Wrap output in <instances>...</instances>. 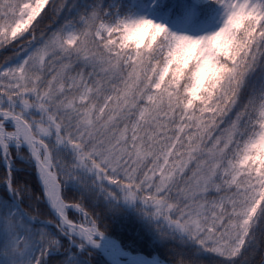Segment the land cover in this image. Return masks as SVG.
Instances as JSON below:
<instances>
[{
  "label": "snow or ice",
  "instance_id": "snow-or-ice-1",
  "mask_svg": "<svg viewBox=\"0 0 264 264\" xmlns=\"http://www.w3.org/2000/svg\"><path fill=\"white\" fill-rule=\"evenodd\" d=\"M9 46L0 264H90L101 248L163 264L109 240L93 201L172 244L171 264H264V0H0Z\"/></svg>",
  "mask_w": 264,
  "mask_h": 264
},
{
  "label": "trees",
  "instance_id": "trees-1",
  "mask_svg": "<svg viewBox=\"0 0 264 264\" xmlns=\"http://www.w3.org/2000/svg\"><path fill=\"white\" fill-rule=\"evenodd\" d=\"M171 1V2H170ZM170 4H179L182 0H170ZM39 35V33H37ZM13 48L9 46L6 49H0V65L3 64L5 59L11 57ZM5 170L0 166V176H3ZM15 178L23 184L29 186L30 192L35 195H40V186L38 184L36 175L31 168L17 164L15 166ZM5 188L0 184V198L5 196ZM71 199L72 197L69 196ZM30 203L34 211L38 213V219L46 221L51 218L50 211L45 205L43 200L39 201H26ZM90 211H94L97 215L100 230L105 233L107 237L113 238L122 247L123 250L130 253H140L148 257L152 255L158 256L160 259L171 263L172 256L176 249L172 244H166L159 241H154L149 234L145 232L143 227L137 222L134 215L123 212L119 216L109 215L103 208L102 203L99 205L93 201L89 205ZM70 217L75 219L73 213H69ZM259 254L254 257L256 264L259 262ZM90 264H109L104 257L94 250L90 257ZM198 264H223L222 258L216 257L212 254H204Z\"/></svg>",
  "mask_w": 264,
  "mask_h": 264
},
{
  "label": "water",
  "instance_id": "water-1",
  "mask_svg": "<svg viewBox=\"0 0 264 264\" xmlns=\"http://www.w3.org/2000/svg\"><path fill=\"white\" fill-rule=\"evenodd\" d=\"M49 209V208H48ZM50 210V209H49ZM51 211V210H50ZM108 239L109 240H111V241H114L119 247H120V245H119V243L116 241V240H114V239H112V238H109L108 237ZM121 248V247H120ZM122 249V248H121ZM97 251H99V252H101L105 257H107L108 258V261L110 262V259H109V257L108 256H106V254H105V252H104V250L101 248V249H97ZM124 251V250H123ZM124 253L125 254H127V255H130V256H132V257H136V256H139V257H141V258H143V259H145V260H148V261H154L155 260V256H152V257H147V256H145V255H143V254H140V253H138V254H132V253H128V252H125L124 251ZM158 261L159 262H163V264H169V263H166V262H164V261H161V260H159L158 259ZM111 263V262H110Z\"/></svg>",
  "mask_w": 264,
  "mask_h": 264
},
{
  "label": "rangeland",
  "instance_id": "rangeland-1",
  "mask_svg": "<svg viewBox=\"0 0 264 264\" xmlns=\"http://www.w3.org/2000/svg\"><path fill=\"white\" fill-rule=\"evenodd\" d=\"M170 0H168V2H169ZM171 2V1H170ZM38 35V34H37ZM39 36V35H38ZM209 199H211V196L209 197ZM74 215H75V219L77 220V221H79L80 220V216H79V214H76V213H73ZM107 256V255H106ZM107 263H108V261H106Z\"/></svg>",
  "mask_w": 264,
  "mask_h": 264
},
{
  "label": "bare ground",
  "instance_id": "bare-ground-1",
  "mask_svg": "<svg viewBox=\"0 0 264 264\" xmlns=\"http://www.w3.org/2000/svg\"><path fill=\"white\" fill-rule=\"evenodd\" d=\"M156 261V260H155Z\"/></svg>",
  "mask_w": 264,
  "mask_h": 264
}]
</instances>
